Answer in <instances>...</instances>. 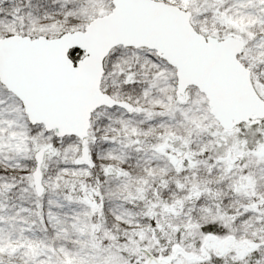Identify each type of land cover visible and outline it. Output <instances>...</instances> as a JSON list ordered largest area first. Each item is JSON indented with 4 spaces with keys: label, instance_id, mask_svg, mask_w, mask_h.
Segmentation results:
<instances>
[{
    "label": "snow or ice",
    "instance_id": "snow-or-ice-1",
    "mask_svg": "<svg viewBox=\"0 0 264 264\" xmlns=\"http://www.w3.org/2000/svg\"><path fill=\"white\" fill-rule=\"evenodd\" d=\"M0 264H264V0H0Z\"/></svg>",
    "mask_w": 264,
    "mask_h": 264
}]
</instances>
